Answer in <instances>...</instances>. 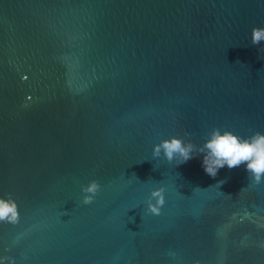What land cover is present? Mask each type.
<instances>
[{
    "label": "water",
    "instance_id": "obj_1",
    "mask_svg": "<svg viewBox=\"0 0 264 264\" xmlns=\"http://www.w3.org/2000/svg\"><path fill=\"white\" fill-rule=\"evenodd\" d=\"M253 28L264 0H0V198L19 211L0 223V257L264 264V180L246 165L212 178L202 154L153 157L172 137L200 147L214 128L264 134Z\"/></svg>",
    "mask_w": 264,
    "mask_h": 264
},
{
    "label": "clouds",
    "instance_id": "obj_2",
    "mask_svg": "<svg viewBox=\"0 0 264 264\" xmlns=\"http://www.w3.org/2000/svg\"><path fill=\"white\" fill-rule=\"evenodd\" d=\"M264 42V28H253L251 32V43L258 46ZM258 51L264 49L258 48ZM163 157L169 162L177 161V165L184 164L195 155L202 154V167L207 175L215 178L218 171L227 166L234 169L246 165V172L251 177V183L259 185L264 180V134L255 132L247 138L240 137L230 130L214 128L208 133L202 146L197 147L192 142H185L182 138L172 137L161 141L153 148V157ZM220 181L217 185H222ZM100 184L92 180L87 186H82L84 194L83 204L90 205L100 191ZM242 189L241 191H243ZM164 188L153 190L147 200V213L155 216L160 215L161 208L165 203ZM8 198H0V223L16 225L19 222L18 205L11 194ZM230 197V196H229ZM153 201H155L153 203ZM7 250V249H6ZM174 255V254H173ZM15 264L8 256L0 257V264Z\"/></svg>",
    "mask_w": 264,
    "mask_h": 264
}]
</instances>
